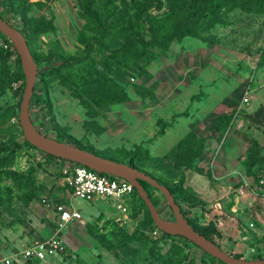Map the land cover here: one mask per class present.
I'll return each mask as SVG.
<instances>
[{"label":"rangeland","instance_id":"374dc122","mask_svg":"<svg viewBox=\"0 0 264 264\" xmlns=\"http://www.w3.org/2000/svg\"><path fill=\"white\" fill-rule=\"evenodd\" d=\"M2 1V16L26 37L36 70L56 66V57L69 63L57 74L36 75L29 117L40 134L130 161L167 186L181 182L190 200L177 204L192 225L209 226L214 233L207 235L230 256L264 259V189L255 194L246 171L254 159L264 160V99L238 104L255 71L264 86V57L257 55L264 46V0H204L175 15L164 0L160 9L157 0ZM145 3L150 7L137 18ZM5 51L11 48L0 37V54ZM22 90L15 57H1L0 261L22 264L20 254L33 240L53 237L62 239L64 255L23 264H219L180 240L153 236L156 228L137 200L126 202L123 219L109 201L71 199L82 223L53 236V216L42 201L68 200L59 164L23 143ZM185 141L200 153L189 166L208 182L201 197L184 182L192 172L179 160ZM244 183L246 193L236 195ZM148 191L158 217L172 221L162 195ZM217 203L220 231L211 223Z\"/></svg>","mask_w":264,"mask_h":264},{"label":"water","instance_id":"95a60500","mask_svg":"<svg viewBox=\"0 0 264 264\" xmlns=\"http://www.w3.org/2000/svg\"><path fill=\"white\" fill-rule=\"evenodd\" d=\"M0 34L12 45L23 76V90L18 104L17 122L23 140L35 150L44 155L66 161L87 168L98 174L114 176L126 180L134 189L137 197L146 208L154 227L161 233L180 237L203 253L222 264H264V259L243 260L234 258L219 247L198 234L186 222L178 206L172 200L169 191L158 184L153 178L136 168L102 158L86 150L74 147L40 134L29 117V102L35 83L37 70L32 60L23 35L0 18ZM139 182H143L157 190L163 197L165 204L173 215L172 221L162 220L158 217L154 206L150 202Z\"/></svg>","mask_w":264,"mask_h":264},{"label":"built area","instance_id":"2783aa9c","mask_svg":"<svg viewBox=\"0 0 264 264\" xmlns=\"http://www.w3.org/2000/svg\"><path fill=\"white\" fill-rule=\"evenodd\" d=\"M45 1V0H44ZM250 90L246 88L240 97V105L245 107L250 100ZM264 96V93H263ZM39 152V151H38ZM45 158V155L40 152ZM54 162V161H53ZM61 160L56 159L55 163L60 164ZM65 164L60 168V173L64 176V184L66 186V194L68 201L71 199H80L83 201L105 200L111 203L112 208L123 218L126 219L127 205L134 194L133 187L124 179L95 173L85 167ZM248 185L242 184L235 190L236 195L242 196L247 190ZM264 189V169H259L256 172V180H253L251 190L257 194ZM44 206L50 208L53 212L51 223L56 230L77 223L80 224L81 218L77 210L62 202L53 203L50 200H43ZM218 223V222H217ZM249 227H252L250 224ZM159 231L153 229L152 235L158 236ZM65 254V246L60 238H49L47 240H33L22 252L21 259L26 261L46 262L48 259L55 256ZM2 264H12L18 262L14 260L2 259Z\"/></svg>","mask_w":264,"mask_h":264},{"label":"trees","instance_id":"16d2710c","mask_svg":"<svg viewBox=\"0 0 264 264\" xmlns=\"http://www.w3.org/2000/svg\"><path fill=\"white\" fill-rule=\"evenodd\" d=\"M166 3H167V8H166V11H168L170 14H180L182 12H187L189 10H192L197 3L199 2H205L204 0H164ZM220 1H223V0H220ZM252 1H256V0H252ZM225 2V1H224ZM161 4H162V0H157L156 1V8L157 9H160L161 8ZM150 7V4L149 3H145L138 11V13L136 14V17L139 18L140 15L142 13H144L148 8ZM233 7H239V6H231V8ZM5 9L6 8V5H5V2L2 1V4L0 3V9ZM240 8V7H239ZM248 11V10H246ZM0 18L3 19L5 21V19L3 18L2 16V12L0 11ZM6 22V21H5ZM7 23V22H6ZM8 24V23H7ZM9 25V24H8ZM45 28L43 27H37V30L36 31H40L42 32ZM19 31V30H18ZM21 34L22 32L19 31ZM23 35V34H22ZM0 37L3 39V41L6 43V45L11 48V51H5L3 54H0V58L3 57V58H7L11 55H13L16 59V62L18 63L19 65V61H18V58H17V55L12 47V45L9 43V41L7 39H5L1 34H0ZM25 41H26V45L28 47V50H29V45H28V42H27V39L26 37L23 35ZM140 43L144 44V45H150L152 43L151 40L149 41H145L143 42L142 40H139ZM30 52V51H29ZM257 54L260 56V57H264V46L262 48H260L257 52ZM31 55V54H30ZM56 60H57V65L54 66V64H47L45 67L43 68H40L37 70V74L40 75V76H47V75H50V74H57L59 68L61 67H66L69 65L68 62H64L62 59L56 57ZM263 60V59H262ZM20 67V66H19ZM35 85L33 87V90L35 89ZM34 97V93L32 92V95H31V98H30V101L33 99ZM120 99L122 98H119L118 101H121ZM118 101H111L109 102V104H112V103H117ZM228 117H225L223 119H221L220 121H227ZM32 122V121H31ZM33 123V122H32ZM37 130V129H36ZM57 141V140H56ZM61 142V141H59ZM23 143L28 145L24 140H23ZM187 141H185L184 143H182L181 147H183L181 150H180V153L181 155L179 156V160L182 161V164L184 165V169L185 170H188L190 168H192V172H199V170L195 167H190V162L189 160H192L196 157L199 156V151H193L192 149L193 148H190L189 146L186 145ZM30 146V145H28ZM31 147V146H30ZM80 148V147H78ZM34 149V148H33ZM82 149V148H80ZM85 150V149H83ZM88 152H91L89 150H86ZM93 153V152H91ZM94 154V153H93ZM96 155V154H95ZM45 158L52 162V161H55L56 159L53 158V157H50V156H47L45 155ZM103 158V157H102ZM188 161V162H187ZM72 164V163H71ZM126 164L127 166L129 167H132V168H136L130 161L127 162V163H124ZM75 165V164H74ZM77 166V165H76ZM137 169V168H136ZM259 169H264V160H260V159H254L246 168V171L247 173H249L251 175V178L253 180H256V172L257 170ZM139 171H141L140 169H138ZM143 172V171H142ZM144 174L148 175L147 173L143 172ZM150 176V175H148ZM151 178H153L158 184L162 185L163 187H165L171 197H172V200L174 201V203L178 206L177 204V201H181V202H189L190 198L186 195L185 196V193H183V190L181 188L182 186V183L181 182H177V183H174L172 186H167L165 184H163L162 182H160L159 180L155 179L154 177L150 176ZM139 184L141 185L142 189L144 190V192L146 193L147 197L149 198L150 202L152 203V205L155 207V203L153 202L151 196H150V193L148 191V188H149V185L143 183V182H139ZM130 200H137L141 207L143 208L144 212H145V215L147 216V219H148V222L149 223H152L151 219H150V216L146 210V208L144 207L142 201L137 197L136 193L134 192L132 198ZM179 208V206H178ZM180 210V209H179ZM180 213L183 215V213L180 211ZM184 217V216H183ZM185 218V217H184ZM186 222L192 227V229L194 231H196L198 234L202 235L203 237H205L207 240L211 241L213 244H215L217 247H219L213 240H211V238L207 235V234H210V233H214V231L208 226V228H205V227H196L194 225H192L189 220H187L185 218ZM159 235H162V237H165V238H169V239H177V240H180L182 241L183 245L185 247H193V248H196L195 246L191 245L189 242H187L186 240L180 238V237H172V236H169V235H166V234H163V233H159ZM202 256L209 259L210 261H217L215 260L214 258H211L209 257L208 255H206L205 253L202 252ZM232 257L234 258H239L238 256L236 255H231ZM29 262V261H27ZM32 262V261H31ZM219 264H222L221 262L218 261ZM188 264H193L192 261H189Z\"/></svg>","mask_w":264,"mask_h":264},{"label":"crops","instance_id":"0c3cea01","mask_svg":"<svg viewBox=\"0 0 264 264\" xmlns=\"http://www.w3.org/2000/svg\"><path fill=\"white\" fill-rule=\"evenodd\" d=\"M258 55V54H257ZM257 61H258V59H257ZM263 61V60H262ZM260 65V64H259ZM258 65V63H257V67L259 66ZM257 77H258V73L255 71V74H254V77L253 78H251V80L249 81V82H245V83H243L242 84V92L246 89V88H248L249 90H250V100H249V103H248V105L247 106H249L250 105V103L255 99V97L257 96L260 100H262V99H264V96H263V93H264V86H263V84L262 83H260L258 80H257ZM242 92H240V95H239V100H238V104H239V107H242L241 105H240V97H241V94H242ZM255 96V97H254ZM253 99V100H252ZM246 107V106H245ZM239 109V108H238ZM62 163H68V164H71V163H69V162H66V161H63V162H61L59 165H58V168H59V172H60V168L63 166V165H65V164H62ZM204 166V164L202 165V162L200 161V162H198V165H197V167L198 168H201V167H203ZM62 182H63V190H64V192H63V195H64V197L67 199L68 198V195L66 194V186H65V184H64V176H62ZM184 182H185V185H186V187H188L192 192H194V193H196V195H198V196H200V195H203L204 193H205V188H204V186L206 185V183H208L207 182V180H205V177H203L201 174H199V173H197V172H190V174H189V180H184ZM239 187H241V186H239ZM236 190V189H235ZM247 191V190H246ZM246 191L244 192V194L246 193ZM243 194V195H244ZM63 195H61L60 194V199H61V197L63 196ZM242 195V196H243ZM201 197V196H200ZM68 200V199H67ZM52 202V201H51ZM61 202V201H60ZM55 203V202H54ZM69 204V201H68V203H67V205ZM45 207V206H44ZM46 208V207H45ZM212 211H213V216L212 217H216L215 219L213 218L212 219V221H211V223H212V225L215 227V229L217 230V231H220V225H222V223H221V221H220V215H222V212L220 211V204H215V205H213L212 207ZM47 209H49V211L52 213V216H53V212L50 210V208H47ZM74 209V208H73ZM75 210H77V209H75ZM114 210V209H113ZM78 211V213L80 214V212H79V210H77ZM115 211V210H114ZM116 212V211H115ZM117 213V212H116ZM117 215H119L118 213H117ZM120 216V215H119ZM80 218H81V222H82V216H81V214H80ZM218 222V223H217ZM73 224V223H72ZM75 224H77V223H75ZM52 226H53V230H54V233H53V236H55L57 233H59L63 228H65V227H63L62 229H60V230H56V228H55V226L53 225V224H51ZM70 225V224H69ZM68 226V225H67ZM52 238V237H51ZM47 239H49V238H47ZM46 239V240H47ZM62 240V239H61ZM44 241V240H43ZM51 259V258H50ZM22 262V264L23 263H25V262H23V261H21Z\"/></svg>","mask_w":264,"mask_h":264}]
</instances>
